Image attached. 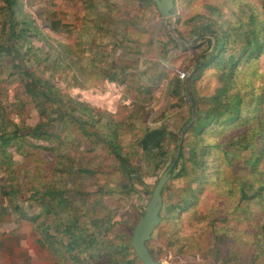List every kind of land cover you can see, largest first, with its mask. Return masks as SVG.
I'll list each match as a JSON object with an SVG mask.
<instances>
[{
	"label": "rangeland",
	"instance_id": "obj_1",
	"mask_svg": "<svg viewBox=\"0 0 264 264\" xmlns=\"http://www.w3.org/2000/svg\"><path fill=\"white\" fill-rule=\"evenodd\" d=\"M19 1L41 32L28 33L21 49L14 42L12 48L8 42L0 47V132L19 131L6 153L0 154V264H116L109 256L97 257L96 251L91 258L81 247L67 248L70 240L61 226L71 221L90 239L95 235L105 243L117 242L120 232L131 239L155 183L174 157L182 127L191 118L184 85L176 96L166 94L167 79L149 93L137 88L150 84L147 76H155L159 67L171 70L156 57L153 34L159 13L143 0ZM210 7L217 13H210ZM263 12L261 0H175L172 19L157 32L159 54L167 52L164 59L174 72L184 71L190 79L197 60L214 51L210 52L211 42L193 59L202 47L194 48L199 41L194 43L195 37H190L194 26L187 21L190 17L209 14L222 29L236 32L238 19L246 24L253 13L264 21ZM2 21L0 14V37L4 38ZM168 25L178 26L188 41L183 44L186 49L168 40ZM200 30L212 40L210 28ZM159 40L164 47H158ZM241 43L235 39L225 55L237 52ZM24 69L49 80L71 101L115 120L119 129L114 142L123 162L110 150L105 130L96 127L94 120L83 118L85 129L97 137L85 134L74 121L82 114L77 104L72 118L66 112L71 104L68 98L60 104L28 95L21 76ZM232 70L226 83L230 93L243 95L242 117L217 137L210 135L216 147L209 161L212 165L215 158L220 173L209 169L211 176L202 171L201 184L210 182L187 212L176 206L191 196L188 190L195 186L191 177L170 176L162 190L161 221L148 245L163 264H264V250L254 257L256 222L239 223L245 217L235 210L237 196L231 187L234 179L250 176L249 159L260 155L258 168L264 170V51L246 63L240 60ZM227 77L210 65L203 70L194 83L200 108ZM40 123L45 134L34 138L30 129ZM156 128L161 130L160 137L146 138ZM159 141L161 155L154 146ZM234 142L243 148L236 162L229 164L231 155L225 153L237 152ZM180 166L175 173L179 174ZM213 176L218 178L214 182ZM60 197L67 207L60 206ZM251 207L255 217L256 208ZM36 215L39 218L33 221ZM37 223L45 224L47 233L57 238L54 248L62 249L59 253L41 243ZM107 250L114 258H122L119 251Z\"/></svg>",
	"mask_w": 264,
	"mask_h": 264
},
{
	"label": "trees",
	"instance_id": "obj_2",
	"mask_svg": "<svg viewBox=\"0 0 264 264\" xmlns=\"http://www.w3.org/2000/svg\"><path fill=\"white\" fill-rule=\"evenodd\" d=\"M1 2L2 5L0 7V14L3 19L2 28L5 31V36L4 38L0 37V47H2V44L4 42H8L9 44H11V46L9 45L10 48H12V44L16 43L17 49H21L23 45L28 41V38L26 37L28 33L34 32L38 34L39 32H41V30L33 24L32 20L30 19V15L24 12V10L22 9V4L19 0H1ZM143 2L151 3L153 4V7H155V3L153 2V0H143ZM261 5L264 11V0H261ZM210 9V13H217V10L215 8L210 7ZM199 18L206 20V22H197ZM216 19L213 20V18H211L209 14L206 16L204 14H196L187 20L188 23L192 22L194 25L193 28L189 30L190 37L196 38L194 43L199 41L197 45H194V48H199L198 45L202 47L193 55V59H195L197 55H200V52H202L201 50L204 49L203 46L208 47L212 42L210 38L204 37V33H202L200 30L201 27H208L212 30V34L216 39V46L214 51L208 56L204 57L203 60H197L195 67L192 70L194 72L189 79L188 87L190 96L192 97L194 105L196 106L197 115L193 123L185 132V136L183 137L184 140L182 150H180L181 152L179 154V158L177 159L176 165L171 171V177L184 175L187 177H191L190 182L193 181L195 183L194 188L191 187V189L188 190L191 196H187L182 200L180 205L176 206L178 208V211L182 212H187L191 206L197 204L200 192L202 193L207 185V182L209 181L204 178L206 181L201 184L202 171L204 170L211 175L210 170L219 174L222 169L221 165H219L218 162L215 161V158L213 164H210L211 161H209V158L211 157L212 149L214 150V148L216 147L213 141L210 139V135L213 134L215 137H217L227 128L234 127L236 125L235 123L242 117L243 95L240 91L230 93V87L229 85L227 86V83H229V80L233 73L232 69H235L240 60H243L246 63L252 58L255 59L259 57V55L264 51V21L261 18H258L255 14L251 13L248 15V18L245 22L246 24L243 23V20L238 19V21L234 23L237 28L236 32L234 30H231L230 27H228L227 29H222V25L219 24ZM177 23L179 24V20H177L176 24ZM16 27L17 29H20V32H17V30L15 29ZM178 30V26H175L174 31H176V33L183 39H186V37ZM197 34L199 35V37L202 34L201 39L196 37ZM237 38L239 42L242 41L238 51L230 52V54L226 56L225 52L231 47L230 44ZM168 40L175 42L174 39L171 38V36H168ZM184 45L182 44V49H186V46ZM159 46L164 47L165 43L159 40L158 47ZM29 52L30 49L27 48L26 53ZM160 53L161 56L166 59L167 52L160 51ZM209 65L214 67V69L216 70H221L222 76L228 75V77L226 78V81L222 84V86L218 87L215 90L214 94L211 95L200 108L194 91V83L200 77L203 70ZM21 74L25 91L31 97L34 96L38 99L40 98L41 102L45 100L53 101L55 99V102L57 101L60 104H64L62 98H68L70 100V97L63 94L61 95L49 80L35 76L36 74L31 73L27 69L22 70ZM163 79H167L165 87L166 94H173L176 96L183 91L185 79H180L173 69L169 70L168 68L164 69L162 67L158 68L155 76H147L148 83L150 84L143 87L138 85L137 88H143L142 90L144 93H149V91L153 90L156 84L160 83ZM70 102L71 104L66 112L69 113L73 118L75 111L78 110L75 109L73 105L77 103L71 100ZM77 107L80 108L79 111L82 114L78 117H74L73 119L80 125L82 131L85 134L97 137L96 132H90L85 129L84 124H86V122L85 120H83V118L86 117V119L94 120L93 122H95L96 127H102L105 130L104 133L107 137L106 141L110 150L118 159L121 158V161L123 162L121 150L116 142H114L117 137V130L119 129L118 124H116L117 122H115V120L111 121V118L107 114L103 113V115L110 119L105 121L103 115L101 116L99 111L95 112V110L91 107L82 104H77ZM41 113H43L42 109ZM102 119H104V122L101 123L104 124H100V121ZM244 120H247V118L244 117ZM30 131L34 138H40L45 134L42 131L41 123L30 129ZM160 131L161 130L158 128L151 130L150 133L146 134V138H150V140L153 141L154 138L160 137ZM188 133L189 136H187ZM18 136V130L12 132V134H9L5 131L0 132L1 155L6 153L5 150L7 149L12 139L14 137L17 138ZM161 143L162 142L159 141V144L154 145L157 147L156 150L159 155L162 154L163 149V143ZM141 145L146 144L144 143ZM185 147L187 148L186 151L188 152V155L186 157L183 153V149ZM233 147L236 148L237 152L225 153V156L227 157L229 154L231 155L229 164L231 162H236L237 157L239 156L240 151L243 148V145L241 143L234 142ZM260 159V155L259 157H253L249 159L248 165L251 168L250 176L234 179V181L231 183V187L233 188V190L235 191V195L237 196L235 210L245 217V219L241 220L239 223H245L253 219L256 222V229L259 230V233L257 235V250L254 253V257H257L258 254H261L264 250V170L258 168ZM186 163H189V168L186 167ZM178 164H181L179 168V174L175 173V169ZM188 173H190V175H188ZM215 179L217 180L218 178L216 176H213L212 181ZM224 181L226 182L227 180L224 179ZM48 194L50 195V193ZM59 199L60 206H68V204L65 202V198L60 197ZM251 205L256 208L257 215L255 217L252 215L255 213V210L252 209L253 207H251ZM164 210H169V208L165 207ZM22 216H25V214H22ZM38 218L39 215H36L31 219L33 221H36ZM61 227L65 228L64 233L70 240L69 246L67 247L69 249L81 247L86 251L85 253H88V257L91 258H93L92 256L96 251L97 257L100 256V258H104L106 256H109V259H112V262H116V264H142L135 256V253L131 246L130 238H127L122 232L118 234L119 238L117 242L108 241V243H105V241H100L95 235H92L93 238L90 239L88 236H86V233H84L83 229L79 228L77 224H74L71 221L64 223ZM97 227L99 229L100 225L97 224ZM37 228L39 233L41 234V243H46L50 248L52 247L54 251L59 253L62 249L59 250V248H54V243H56L57 238H55L54 235H50L47 233L45 224L42 225V223H37ZM150 240L146 242V246L155 259L157 253L151 246L148 245V242ZM89 248H91V250H89ZM101 248H104L105 251H101L103 250ZM109 248L119 251L122 254V258H120V260L114 258V256H112L111 254L113 252L110 253L107 250Z\"/></svg>",
	"mask_w": 264,
	"mask_h": 264
},
{
	"label": "water",
	"instance_id": "obj_3",
	"mask_svg": "<svg viewBox=\"0 0 264 264\" xmlns=\"http://www.w3.org/2000/svg\"><path fill=\"white\" fill-rule=\"evenodd\" d=\"M155 3L156 10L159 13L160 20L155 27L154 34H153V41L156 50V57L157 59L167 65L170 69H173V65L169 64L160 54L157 48V32L162 23H168L173 17V8H174V0H153ZM169 34L171 37L181 44H186L188 41L184 40L181 36H179L173 28L172 25H168ZM196 39V38H194ZM216 46V39L212 36V46L210 52L214 50ZM188 82L189 76H186L184 80V90L185 95L187 98L188 103L191 106V118L188 122H186L181 130L180 139L177 144V148L175 150L174 157L171 163L167 166V168L163 171L160 175L159 179L155 183L153 190L151 191L150 197L148 198L146 205L142 214L139 217V220L136 222L135 226L133 227L132 236L130 239L131 246L134 250L135 256L142 264H163L161 260L154 259L151 255L148 247L146 246V242L151 239L153 231L159 225L161 221V210L163 207V193L162 190L171 176V171L173 170L174 166L176 165L177 159L179 158L181 146H182V139L184 133L186 132L187 128L190 126L192 121L196 118V108L194 102L188 92Z\"/></svg>",
	"mask_w": 264,
	"mask_h": 264
},
{
	"label": "built area",
	"instance_id": "obj_4",
	"mask_svg": "<svg viewBox=\"0 0 264 264\" xmlns=\"http://www.w3.org/2000/svg\"><path fill=\"white\" fill-rule=\"evenodd\" d=\"M177 75L180 79H185L186 78V73L184 71H178L177 70Z\"/></svg>",
	"mask_w": 264,
	"mask_h": 264
},
{
	"label": "crops",
	"instance_id": "obj_5",
	"mask_svg": "<svg viewBox=\"0 0 264 264\" xmlns=\"http://www.w3.org/2000/svg\"><path fill=\"white\" fill-rule=\"evenodd\" d=\"M204 37H206V36H204ZM174 67V66H173ZM172 70V69H171ZM174 70V69H173Z\"/></svg>",
	"mask_w": 264,
	"mask_h": 264
}]
</instances>
